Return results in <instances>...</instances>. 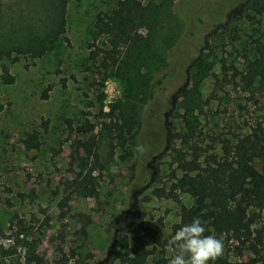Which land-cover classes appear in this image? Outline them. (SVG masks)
I'll return each instance as SVG.
<instances>
[{"label": "rangeland", "instance_id": "rangeland-1", "mask_svg": "<svg viewBox=\"0 0 264 264\" xmlns=\"http://www.w3.org/2000/svg\"><path fill=\"white\" fill-rule=\"evenodd\" d=\"M64 1L63 7L60 0H0V45L42 37L57 19L64 29L39 57L0 59V74L6 68L14 78L11 85L0 79V264H27L31 247L45 264H127L117 254L120 241L133 236L136 224L118 233L119 221L138 211L143 225L163 241L179 221L181 206L192 204L186 194L177 193V201L152 194L170 187L174 149L187 151L179 140H171L172 134L190 128L203 147L210 145L209 152L220 155V140L234 142V136L247 134L257 122L264 124V91H243L237 74L264 45V0H256L253 8L249 3V9L243 6L248 0H140L153 24L140 28L143 40L129 51L122 47L119 68L105 76L89 60L88 45L96 40L107 47L94 23L99 16H110L119 0ZM183 10L188 16L184 26L179 23ZM170 24L185 34L165 63L162 35ZM223 65L235 69L228 72L230 83ZM164 74L163 85L145 104L138 82ZM94 80L101 83L100 99ZM181 88L187 91L175 99ZM119 110L126 119L134 115L139 125L133 144L120 149L113 141L112 158H107L105 125ZM67 121L73 127L87 122L95 127L102 168L90 173L89 165L83 172L92 177L94 197L74 192L80 171L75 142L89 134L68 135ZM137 146L143 151L137 152ZM78 154L84 157L82 151ZM255 165L264 173L263 161ZM218 238L227 264H246L253 257ZM160 251L157 247L143 264H154Z\"/></svg>", "mask_w": 264, "mask_h": 264}, {"label": "trees", "instance_id": "trees-1", "mask_svg": "<svg viewBox=\"0 0 264 264\" xmlns=\"http://www.w3.org/2000/svg\"><path fill=\"white\" fill-rule=\"evenodd\" d=\"M256 0H248L244 3V8H250L256 4ZM64 7L65 1L60 0ZM249 9V8H248ZM184 13V10H183ZM238 13V9L235 10ZM240 13L237 14V17ZM187 13L180 25H187ZM236 17V18H237ZM149 15H146L140 0H119L116 8L110 16L97 17L94 28L100 35L107 39V47L101 48L96 44V40L88 45L89 60L96 65L97 74L105 76L119 68V55L124 46L126 51L136 45V42L143 40L140 28L149 27ZM153 24L152 22H150ZM155 24V23H154ZM159 24L155 25L157 27ZM216 27V26H215ZM63 23L57 19L54 27L46 32L42 37L25 40L21 43L10 42L0 45V59L10 58L15 55H27L39 57L45 45L53 42L63 34ZM185 34L182 30L169 25L162 35L166 42V52L162 56V61L167 62L166 57L176 43L181 41V36ZM183 38V37H182ZM164 44V43H163ZM193 62L190 66L192 67ZM229 70L233 67L222 66L223 76L228 77ZM236 73V71H234ZM230 73V72H229ZM239 75L240 86L243 91L253 90L264 91V45L257 47V57L253 61H248L245 69ZM166 74L159 77H142L138 82L136 90L139 89L140 97L146 104L149 103L163 85ZM232 77L235 79V75ZM73 80V77H71ZM0 79L5 85L14 82L6 68H3ZM227 83L231 81L227 78ZM66 79H61L64 87ZM236 85V84H235ZM93 89L97 92L98 99L101 98V83L97 80L92 82ZM50 87L43 91V99L47 98ZM185 88H181L175 95L179 99L184 95ZM123 111H118L116 118L110 119L105 125L107 128V141L109 154L107 158H112L113 150L116 146L124 149V146L133 144L138 121L134 115L126 119ZM94 125L88 122L85 125L73 127L71 121H67L68 135L73 133L89 134L86 140L79 139L75 142L74 153L79 161V172L75 174L73 181L74 192L80 197H94L96 194L95 185L90 174H83L89 165L90 173L94 167L102 168L98 154L97 136L92 135ZM91 134V135H90ZM198 135L190 128L186 133H173L172 141L179 140L181 145L187 146V151L174 149L173 158L175 173L173 174L170 187L166 189H154L152 194L156 197H165L178 200L177 193L188 195L192 204L189 207L181 206L179 211V223L171 227V234L160 241L156 238V231L143 225L142 216L135 211L133 215H126L117 223L115 231L120 233L124 229L136 224L133 229V236L124 237L120 241V251L117 258L127 264H143L147 255H152L157 250H161V257L155 260L154 264H168L170 253L167 249V241L170 236L183 224L191 222L194 217H199L206 228L205 235L212 234L216 237L223 236L225 241L234 242L237 251H248L253 257L246 264H264V173L255 165V162H264V124L257 122L249 128L245 135L234 136V142L230 139H222L220 144V155L213 153L212 146H202L203 141L198 140ZM115 141L116 143L113 144ZM78 151H82L84 157H79ZM129 152L121 155L120 159L125 161ZM179 172V174L176 173ZM90 224L88 219L84 226ZM84 229V227H83ZM148 239V241H146ZM151 249H147L152 245ZM63 256V250L57 249ZM169 254L167 256L166 254ZM25 262L27 264H45L43 257L37 254L35 248H29L26 253ZM134 262V263H133ZM215 264H227L221 256Z\"/></svg>", "mask_w": 264, "mask_h": 264}, {"label": "clouds", "instance_id": "clouds-1", "mask_svg": "<svg viewBox=\"0 0 264 264\" xmlns=\"http://www.w3.org/2000/svg\"><path fill=\"white\" fill-rule=\"evenodd\" d=\"M136 151L143 149L137 146ZM205 232L206 228L199 217L179 227L167 241L170 253L168 264H215L223 255L224 244L222 239L212 234L205 235Z\"/></svg>", "mask_w": 264, "mask_h": 264}]
</instances>
